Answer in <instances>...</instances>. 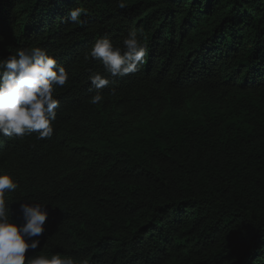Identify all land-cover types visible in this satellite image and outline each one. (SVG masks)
<instances>
[{
  "label": "trees",
  "instance_id": "16d2710c",
  "mask_svg": "<svg viewBox=\"0 0 264 264\" xmlns=\"http://www.w3.org/2000/svg\"><path fill=\"white\" fill-rule=\"evenodd\" d=\"M120 2L0 0V58L39 46L69 73L51 138L0 134V173L19 185L11 219L24 201L48 212L26 258L264 264V0ZM133 29L148 49L138 72L85 58ZM95 73L110 84L95 89Z\"/></svg>",
  "mask_w": 264,
  "mask_h": 264
},
{
  "label": "clouds",
  "instance_id": "9594fccd",
  "mask_svg": "<svg viewBox=\"0 0 264 264\" xmlns=\"http://www.w3.org/2000/svg\"><path fill=\"white\" fill-rule=\"evenodd\" d=\"M119 7H125L123 0ZM82 15L87 16L88 9L75 7L70 9L67 19L82 25ZM147 55L142 32L133 29L123 39L122 47L103 37L95 41L85 58L99 60L105 72L113 77H124L138 72ZM89 79L97 90L104 89L111 82L100 73ZM68 81L69 73L65 67L45 48H23L0 58V134L10 139L33 133L38 140L51 138L59 107L56 94ZM103 100V95L97 91L89 102L96 105ZM18 186L12 175L0 173V264H76L69 254L29 255L26 258V253L40 246V240L33 237L43 235L48 212L46 204L24 201L19 205L23 223L14 222L10 205L17 201L11 200L8 194Z\"/></svg>",
  "mask_w": 264,
  "mask_h": 264
}]
</instances>
